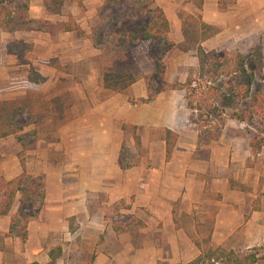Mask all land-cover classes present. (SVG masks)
Masks as SVG:
<instances>
[{"label": "rangeland", "instance_id": "obj_1", "mask_svg": "<svg viewBox=\"0 0 264 264\" xmlns=\"http://www.w3.org/2000/svg\"><path fill=\"white\" fill-rule=\"evenodd\" d=\"M77 2L78 0H69L61 9L59 16H48L44 12L40 0H36L29 4L28 14L33 19H47L51 23L65 21L67 17H70L83 31L84 36L81 38L75 37L72 33H56L49 36L45 33L19 32L5 34L0 32V101L21 98L26 92L41 94L44 95V100H50L52 98L55 99L56 96L65 90L70 96L72 102L71 107L75 104L73 103L74 98L71 97L73 93L75 97H78L77 104L73 109V116H79L82 114V107L85 106L81 102L83 103L88 100L95 101L99 98V92L96 91V87L101 85V76L104 71H110L114 74L131 73L136 77H140L139 81H142L141 83L143 84L141 77L153 71V62L146 56V53L139 46H135V43L126 45L120 52L112 51L108 49V46L119 38V35L113 33L114 29L119 28L126 21L135 24L148 23L152 18V8L157 7V4H159L169 26L168 43H155L148 50V53L158 60V64L163 73L165 86H162L160 80L154 76L152 79L153 94L151 97L159 91H166L168 92L167 101L173 105H179L180 101L178 96H183V93L171 91L168 86L176 82L182 83L187 74L194 72L197 66L195 51L193 49L182 50L179 47L183 42L180 25L184 22L190 34V44L199 42L204 52L213 53L211 56L212 59L225 58L233 50L247 56V66L256 74L251 85V94L261 98L260 109L264 111V31L244 28L241 33L233 35L229 31L225 32L222 28H216L218 30L217 34L200 42L199 35L195 33L198 27V20L187 19L186 17L189 15L194 17L198 14L200 21L203 22L200 12L195 8L196 4L202 5V0H83L81 3L82 8L78 7ZM230 2L218 0L217 3L220 9ZM94 29L99 36V44L96 48L91 46L89 38L91 31ZM61 43H71V50L77 48L82 52V55L75 57L76 59L73 61L66 65H61L66 68V74H62L51 67V64L58 63L57 59L51 56L52 54L48 57L44 56V54L47 55L49 44L53 51L55 49L54 46ZM33 44H36V48H33ZM26 46H30V49H26ZM57 53H60V50ZM18 56L25 60V65L19 64L17 60ZM28 71L38 73L45 79V82L37 85L27 83L25 76ZM199 75L197 77V83L205 85L206 87L210 86L206 75ZM59 79H62L64 82L57 84L56 82ZM61 85H63V89L59 87ZM123 97L125 98V91L119 94L121 101L125 100ZM126 101L129 104L140 103L138 100L134 102L129 98ZM217 104L219 105V103ZM247 106V101L240 102L238 106L233 105L238 111L247 109ZM184 110L185 118L187 116L189 117L188 124L186 123L185 127L192 123L195 125L196 113L185 108ZM254 110L255 108L251 112H254ZM201 111L204 112V110ZM223 112V126L221 128L217 127V119H214L204 129L197 130V147L200 144L216 139L222 133L221 131H223L227 138L232 139L235 137L239 139L241 151H248L249 156L243 162L239 157L241 156V151L239 156H234L231 166L232 174L230 176L236 178V180L231 177L227 179L228 193L224 197L226 206H216L214 212L211 211L213 207L208 206L207 213H192L188 216H178L176 212L177 206H173L171 211L173 216L175 215L173 224L175 227L184 228L183 231L187 233L185 239L190 245H187L183 241V237L175 238L167 243L166 238H161L159 235L152 236L146 230H142L141 227H143V224L137 217L143 218V216L148 215L142 206L135 207L137 211L131 213L130 206L133 199L129 198L126 202L121 200L110 206L103 205L101 210L102 221L105 227L114 225L117 230L121 231L118 232L121 236L113 240L107 238L103 230L101 235L98 237L96 235V238L91 239H95L96 242L94 245L88 243V245H85L82 253L78 257H75L79 259L78 262H68L70 257H73L67 253V241L63 239L56 240L55 237L47 239L48 251L54 249L59 250V256L55 260V264H103L95 262L99 252H102L109 261V263L104 264H185L195 257L199 251L220 246V248L228 250L227 248L235 245L238 239L237 236L231 235L224 238L221 235H215L213 237L210 235L214 217L219 209L230 208L226 213L229 212L231 216H235L236 218L244 212L242 218L246 220L247 215L253 211H259V208L262 207L261 218L264 223V197L261 195L264 192V151H261L259 155L253 157L244 139L248 133L252 132L253 128H258V126L255 122L242 125L227 120L230 111L224 109ZM15 124L20 128L16 136L0 140V154H2V157L0 156V168H12V162H16L19 166V160L23 162L24 166L25 161L30 156L29 152H32L38 143L44 148L49 143L56 145L58 143V130L61 126L55 127L51 117L33 121L27 118L25 113H19L15 118ZM195 128L197 129L196 126ZM121 129L126 134L135 135L139 133V128L133 126H122ZM148 130L153 139L159 138V128L153 127ZM183 132L187 134L189 129H185ZM9 138L13 140L14 144L19 146V150L14 151V147L11 145L12 143L7 144L9 142L7 139ZM16 138L20 142H17ZM200 141L201 143H199ZM132 143L135 144L133 140ZM120 151L126 162H133L134 155L128 152L123 142ZM135 153L138 154V151ZM50 158H52L53 164L57 165H61L64 161L61 150L55 151ZM30 167L32 168V166ZM27 174L40 180V177H36L30 173ZM0 178L2 177L0 176ZM238 180H243V185L239 184ZM31 183L34 184V182ZM253 188L256 189V195L255 199L252 200L251 196L248 195L246 197L244 193L252 191ZM260 197H263L262 203ZM221 199L219 194L209 197L210 201L219 202ZM250 200H252L251 204H249ZM36 204V202L28 203L23 206V213L25 215L33 214ZM16 205L14 203L10 211L15 212ZM74 225L75 220L73 217L68 220V230L70 233L73 231ZM190 225H194L195 229H189ZM139 229L141 230L139 231ZM125 233H128V237ZM208 235L210 236L208 241L204 242ZM6 238L8 246L6 250H2L0 257L2 264L49 263L46 257L48 251L39 254H28V257L23 254L17 255L11 251V247L18 238L16 236ZM257 239L261 241L264 239V236L258 237ZM117 240H120V242L118 243ZM2 241L3 239L0 236V247L2 246ZM127 243H129L131 250L125 251L123 248ZM151 244L155 248L152 252L149 246ZM101 246H104V248ZM190 248L192 250H188ZM44 260L45 263H43ZM256 264H264V261L260 260Z\"/></svg>", "mask_w": 264, "mask_h": 264}, {"label": "crops", "instance_id": "obj_2", "mask_svg": "<svg viewBox=\"0 0 264 264\" xmlns=\"http://www.w3.org/2000/svg\"><path fill=\"white\" fill-rule=\"evenodd\" d=\"M225 1L231 2L219 9L218 0H202L199 12L203 23L222 28L233 35L241 33L244 28L264 31V0ZM157 7L161 9L159 4ZM71 45L57 44L52 51L49 44L47 55L44 56L52 54L60 65H66L82 55L77 48L71 50ZM35 46L33 44V48ZM58 50L60 53H57ZM141 82L137 80L130 85L125 90V100L122 101L119 94L103 90L101 83L96 87L99 98L81 102L85 106L79 116H73L78 99L73 93L71 97L75 104L70 109L71 118L59 128L57 145L49 143L44 148L41 144H36L24 163L25 172L40 177L44 196L38 214L26 225L25 241H15L11 247L13 253L27 257L28 254L44 253L48 251L47 239L55 237L56 240L68 242L67 253L74 258L70 257L68 262H78L79 259L75 257L82 253L88 243L94 245L96 241L91 239L101 235L103 230L107 238L114 240L121 236L118 233L121 231L113 230L114 225L105 227L101 210L103 205L110 206L121 200L126 202L129 198L133 199L131 213L137 211L135 207L142 206L148 215L137 217L143 224L142 230L152 236L166 238L167 243L183 237V241L190 245L185 239L187 233L183 231L184 228L173 224V206H177L178 216L205 214L208 206L213 207L212 212L216 206H226L224 197L228 193L227 179L232 178L230 175L234 156H239L241 151L239 139H229L221 131L216 139L197 147L195 125L192 123L185 127L189 117L184 116L182 96H178L179 105L167 101L166 91H159L146 102L129 104L126 101L128 98L134 102L146 99V91ZM122 126L137 127L139 133L126 134L122 131ZM153 127L165 128L177 136L168 162L164 161L163 141L153 139L149 133L148 129ZM185 129H189L187 134L183 132ZM133 136L138 138L136 145L132 143ZM7 140V144L12 143L14 151L19 150L13 140ZM122 142L128 152L134 155L129 168L123 171L117 167ZM58 150L62 151L64 157L61 165L53 164L50 158ZM137 151L138 154L135 153ZM248 156V151L243 150L239 157L243 162ZM12 165L9 169L0 168V176L6 181L21 172L16 162H12ZM238 183L243 185V180H238ZM255 188L245 192V196L255 199ZM215 194L221 196V201L209 200ZM263 197H260L261 203ZM229 210L230 208L218 210L211 226V237L237 236L235 245L227 248L232 251L241 252L261 246L264 239L260 241L257 238L264 236L261 218L263 208L251 212L246 220L242 218L244 212L236 218L229 212L226 213ZM13 213L11 210L8 215L0 217V236L3 239L0 257L2 250H6L8 246L4 234ZM73 217L75 225L70 233L68 220ZM189 227L191 230L195 229L194 225ZM125 235L128 237V233ZM149 246L151 252L155 250L153 244ZM123 249L131 250L129 243ZM95 262L109 263L102 252L98 253Z\"/></svg>", "mask_w": 264, "mask_h": 264}, {"label": "trees", "instance_id": "obj_3", "mask_svg": "<svg viewBox=\"0 0 264 264\" xmlns=\"http://www.w3.org/2000/svg\"><path fill=\"white\" fill-rule=\"evenodd\" d=\"M36 0H0V32L5 34L12 33H45L52 36L56 33H72L75 37L84 36L83 31L78 27L73 19L67 17L65 21L51 23L47 19H33L28 14L29 4ZM69 0H40L44 12L48 16H59L61 9ZM82 1L78 0V7L82 8ZM196 10H201V5L196 4ZM152 18L146 24H135L126 21L121 24L113 33L119 35V38L108 46V49L120 52L126 45L135 43L139 46L146 56L153 62V71L141 77L146 99L138 100L139 102L149 101L153 94L152 79L155 76L160 80L161 85L165 86L163 73L158 64V60L148 53L155 43H168V22L160 8L154 7L151 10ZM187 19L198 20V27L195 33L199 35L200 42L207 40L218 33V30L210 25L200 21L197 14L194 17L187 16ZM180 32L183 42L180 44L182 50L193 49L196 55L197 66L194 72L187 74L182 83H172L169 90L182 92L184 108L196 113L195 126L197 130L204 127L217 119V127L223 126L224 109L230 111L227 120L238 124L246 125L255 122L258 128H253L244 139L251 155L257 156L264 151V111L260 109V99L251 94V85L256 74L248 68L247 56L234 51L222 59H212L213 53L204 52L199 42L190 44V34L184 22L180 25ZM91 46L96 48L99 44V36L95 29L90 35ZM30 49V46H26ZM20 65L26 62L20 56L17 57ZM56 71L66 74L67 70L58 63L51 64ZM206 75L210 86L206 87L198 82V75ZM200 76V75H199ZM26 82L37 85L45 82V79L38 73L28 71L25 76ZM140 77L134 74H114L110 71H104L101 76L102 88L106 91L116 94H122L124 91ZM61 79L57 84L63 83ZM63 89V85L59 86ZM44 95L26 92L21 98L0 101V140L7 137H14L20 131L15 124V118L19 113H25L26 117L39 121L51 117L55 127L62 126L70 118V108L72 102L68 92L63 90L60 95L50 100H44ZM242 101H247V109L238 111L233 107L238 106ZM219 103V105L217 104ZM195 104V105H193ZM255 108L254 112H251ZM201 110H204L202 112ZM254 117H256L254 119ZM259 119V120H257ZM259 123H258V122ZM177 136L165 129L159 130V139L164 143V161L167 162ZM133 142L138 143V138L133 136ZM198 139V136H197ZM17 142H20L16 138ZM129 162L123 158L120 151L117 167L123 171L128 169ZM21 172L10 180L0 178V217L8 215L11 207L16 203V210L9 218L7 231L4 237L16 236L20 242L26 239V225L28 221L34 218L42 207L43 190L39 178H33L28 175L23 167V162L19 160ZM31 182H34L32 184ZM264 196V192L261 194ZM37 203L33 214L25 215L23 206L28 203ZM113 230H117L114 226ZM209 235L204 240L207 242ZM59 256V250H50L47 253L48 264H55ZM264 261V242L257 248L246 251L224 250L219 247L207 248L199 253L185 264H255L258 261ZM179 264V263H176Z\"/></svg>", "mask_w": 264, "mask_h": 264}]
</instances>
